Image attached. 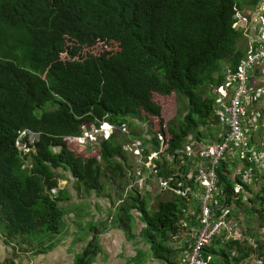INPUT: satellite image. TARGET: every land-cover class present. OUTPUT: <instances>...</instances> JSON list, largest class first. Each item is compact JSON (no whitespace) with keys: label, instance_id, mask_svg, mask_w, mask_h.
Masks as SVG:
<instances>
[{"label":"trees","instance_id":"trees-1","mask_svg":"<svg viewBox=\"0 0 264 264\" xmlns=\"http://www.w3.org/2000/svg\"><path fill=\"white\" fill-rule=\"evenodd\" d=\"M259 2L0 0L3 241L15 242L22 253L37 255L54 249L64 229L60 201L65 197L53 195L62 176L59 169L69 171L85 191L99 194L105 190L104 168L114 178L125 176L127 151L120 133L80 149L66 139L81 137L83 126L108 122L135 128L147 122L152 127L141 139L147 142L148 154L152 148L164 158L157 161L159 174L169 177L179 165L187 172V164L176 153L186 138L202 140L203 131L211 125L225 130L214 111L227 102L219 100L216 90L224 86L227 70L236 73L248 52L238 47L244 34L234 28L235 16L238 9L255 8ZM174 94L186 98L177 125L167 122L164 114V104ZM24 132L39 135L30 144L36 149L27 153L16 145ZM27 140L28 136L23 142ZM245 162L246 167L255 165L250 159ZM229 163L223 160L218 169L228 203L239 178L227 171ZM128 196L121 202L118 219L131 223V211L137 209L145 225L141 236L152 254L170 260L175 250L168 244L171 237L167 233L175 234L179 220L186 217L187 197L160 200L151 211L139 192ZM255 197L234 201L248 217L260 214L264 224V197L252 200ZM192 207L197 210L195 203ZM250 235L260 238L261 233ZM220 242L214 241L206 250L211 254L210 264H236L239 259L231 260ZM234 246L240 248L232 241L225 248L233 250ZM99 248L94 237L74 264H88ZM259 253L264 258V243ZM15 258L0 264H22ZM141 262L140 256L134 259V264Z\"/></svg>","mask_w":264,"mask_h":264},{"label":"built area","instance_id":"built-area-1","mask_svg":"<svg viewBox=\"0 0 264 264\" xmlns=\"http://www.w3.org/2000/svg\"><path fill=\"white\" fill-rule=\"evenodd\" d=\"M235 17L234 28L246 34L249 47L237 72L227 70L224 86L219 89L220 92L216 90L219 100L227 102L214 111L221 126L225 127L219 135V139H222L207 143L188 136L185 146L176 151L181 154L182 162L187 164V172L181 170L179 165V170L169 177L159 174L157 161L162 162L164 158L154 150L148 154L141 139H130L123 145L127 152L136 156L134 172L137 179L127 186L126 196L134 189L151 191L152 184L146 181L154 177L161 192L187 197L197 205V210H189V214L194 215L195 226L185 220L170 236L168 244L173 250H182L178 264H210L211 254L206 250L216 240L221 241L219 247L226 249L231 260L239 259L236 264H264V258L259 253L264 243L261 240L264 232L260 238L250 235L256 231L248 227V217L236 203L240 197L244 201H249L256 194L259 198L264 197V0H260L255 8L238 9ZM252 25L257 28L255 35L250 32ZM127 128L103 123L99 130L91 126L89 131L83 126L81 137L66 140L77 143L82 149L88 142L97 141L93 131L99 133L100 141L108 139L115 132L129 134ZM22 139L19 138L17 143H21ZM165 156L172 160V156ZM248 159L255 165L246 167L245 161ZM223 160L230 161L232 165L234 160L242 161L239 178L234 183L235 194L229 203L225 200L227 194L219 185L218 169ZM231 241L238 243L240 248H225Z\"/></svg>","mask_w":264,"mask_h":264},{"label":"crops","instance_id":"crops-1","mask_svg":"<svg viewBox=\"0 0 264 264\" xmlns=\"http://www.w3.org/2000/svg\"><path fill=\"white\" fill-rule=\"evenodd\" d=\"M256 31H257V28H255L252 25V29L250 31L251 34L255 35ZM245 38H246V36H244L243 39H245ZM246 39L248 42L249 38H246ZM247 50H248V46L246 47V51ZM259 129H261V127H259ZM218 130H219L218 134H217L218 137L216 138V136H212V131H214V130H213L212 125H211L208 129L205 130L206 135L204 134V131H203V134L205 135V137L202 140L204 142L208 143V142H212L213 140L219 139V135L223 131H221L220 129H218ZM147 146L149 148L151 147L150 144H148ZM151 151H152V148L149 150V152H151ZM127 155L132 159L131 163L134 160L136 161V156L133 153L126 152V156ZM127 165L128 166L126 167V170H127V176L129 177V182L127 183V185L125 183L124 188H122L120 186L121 180L124 177H126V174L124 177H115L114 178V180L116 182V189H118V190L112 192V195H113V197H118V201H116V203H118V202L121 203V200L127 194L126 193L127 186L130 183H133L137 179V174H136V172H134L135 163L132 165L130 164L131 165L130 167H129V164H127ZM233 167H234V165H232V164L228 165L227 171H230L232 173V175H238V171L241 169L242 165L240 164L237 167V170L235 169V171L233 170ZM61 174H62V176L60 178L61 180L59 179V186H58V188H56L57 189L56 194L61 198L65 197L64 200L60 201V205H61V208L63 210L64 229L61 232V234L57 237V239L59 240V244H61L60 247H62L63 252L62 253L57 252V249H58V243H57V245L54 247V249L49 252L50 254H47L45 256V258H44L45 264H54L55 262H57L58 264H74L72 255H71V253H69L67 251V249L71 245V243L74 242V238L69 236L70 232L72 231V230L70 231V229H71L70 226L75 227L73 222H74V219L75 220L77 219V217L73 211H72V214H70V212H71V206L70 205L73 204V206H75L73 208H76L77 204H79V202H82L83 200L90 201V203H92L94 205V210L91 211L93 219H95L96 222H98L99 220H103L105 222L103 225V229H100V231H99V226H95L96 229L93 232L92 239L94 237H96L97 242L99 243V241H100L102 250L98 255H96L94 262H92L90 264H134V259L137 256L141 257L142 262L140 264H177L176 262H173V260H171V259L170 260H164V259H157L154 257V255L151 252L150 246H148L146 244V242L144 241V239L141 236V232H142L145 225L142 222V220L140 218V212L137 209H132V211H131L132 212V218L134 220H136V222H137V229H138V233H136L137 236H134L132 234L126 235V233L121 229L120 226H118V225L115 226L114 224H112L114 221V218H113L114 216H113V214H110V212H109L106 199L102 196L101 197L99 196L102 193L99 194L96 191H85V189L81 185L77 184V181L75 180V178L67 170H64V172ZM146 182H147V184H149V183L152 184L151 185L152 190L151 191L146 190V191L151 193V196L149 195L148 197L150 199V202L151 201L153 202V201H155L156 197L162 193L161 189L159 188L154 177H153V179H147ZM121 188L123 189L122 192H124V190H125V194L123 195L122 198H120L121 195L119 192L121 190ZM134 191H137L140 194H143V192H140L143 190L134 189L132 192H134ZM255 192H256V188L254 189V194H255ZM67 194H68V196H67ZM256 197L253 198L252 200L255 201ZM99 201L103 205V209L101 211H99ZM116 203H114L112 201L113 206ZM261 206L264 207V205H262V204H261ZM64 207H67L68 211L65 212ZM192 208L195 209L194 207H192ZM187 209L188 210H187L186 220H188L191 225H194L195 224L194 215L191 216L189 214V210H190L189 207ZM69 215H71V219H67V217ZM245 215L248 217L246 212H245ZM253 218L255 220L256 217L253 216ZM133 219H132V221H133ZM255 222H256V220H255ZM76 247L78 250L81 249V246L79 244H77ZM99 250H100V248H99ZM48 255H50V258H51L50 260L47 259ZM9 256H10V254H8V257ZM32 256H35V254L22 253L21 256H19L15 259V261L16 262H22L23 264H26L29 262H30V264H35V262H33L32 258H31Z\"/></svg>","mask_w":264,"mask_h":264},{"label":"rangeland","instance_id":"rangeland-1","mask_svg":"<svg viewBox=\"0 0 264 264\" xmlns=\"http://www.w3.org/2000/svg\"><path fill=\"white\" fill-rule=\"evenodd\" d=\"M243 34H244V36L246 35L245 33H243ZM246 38L239 40V44H238V47H240L241 49H244V50H246L247 46L249 47V40L247 42ZM219 92H220V90H219ZM164 105H165V112H164L165 120L167 122L171 121L174 125H177L179 123V121L181 120V117H182L181 113L186 109V98L181 94H174L170 98L169 103H166ZM263 114H264V110H263ZM151 127L152 126L147 122H140V123H138V126L135 128L132 126H129V128H127L129 134H123L121 132L119 134V136H120V139L123 140V144L126 145L130 139L138 140L141 138H145V136L148 134V130H150ZM87 128H89V131H90V127L87 126ZM212 128L214 130V131H212V136H216V138H217L218 137L217 134L219 131L218 129H220V128L218 126H213V125H212ZM132 133L135 134V137L132 136ZM204 134L206 135L205 130H204ZM38 139H39V135H36V134L29 135V140H27V143L33 144L36 141H38ZM141 140L144 143L146 142L143 139H141ZM91 143H93V142H88V144H91ZM146 144H147V142H146ZM19 147L22 148V147H24V145L22 146L21 143H19ZM156 155L159 157L158 154H156ZM131 161H132V159L127 155V164H129V167L134 163V161L132 163H131ZM241 162H242L241 160H234L233 161V164H234L233 170L234 171H235V169L237 170L238 166L236 167V165L241 164ZM230 165H231V163H230ZM59 172L63 173L64 169H59ZM102 180L105 183V190L99 196L100 197L102 196L106 199L109 212H110V214H113V216H114L113 217L114 221L112 224H114L115 226L116 225L120 226L121 229L126 233V235L132 234L134 236H137L136 233H138V229H137L136 220L133 219V221L131 223H127L125 221H122L121 219H118V212H119L118 209H119L121 204L119 202L116 203V201H118V197H113V195H112V192H114L118 189H116V182L114 180V177H112L110 172H108L107 169H105V168L103 169V172H102ZM128 182H129V177L127 176V170H126V177H124L121 180L120 186L122 188H124V184L126 183V185H127ZM122 188L119 191L120 195H121L120 198H122L123 195L125 194V190H124V192H122V190H123ZM55 191L57 192V189H55ZM143 191L144 192L141 195L149 203V207H150L151 211L155 210L158 207L160 200L168 199V198L175 196V194L172 192H162L159 196L156 197L155 201L150 202V199L148 196L149 195L151 196V193L147 192L146 190H143ZM131 193H132V191L129 192V194H131ZM112 201L114 203H116L114 205L115 207L113 206ZM192 203H193L192 199H188L187 205L190 209L192 208ZM259 204H260V201L257 200L256 205H259ZM70 206H71L70 214H72V211H73L74 214H76L77 219L76 220L74 219V222H73L75 227L70 226L71 227L70 231L71 230L72 231L70 232L69 236L74 238V242L71 243V245L68 247L67 251L69 253H71L72 258H73V263H75V260L83 254L84 250L88 246V243L92 239L93 232L96 229L95 226H99V231H100V229H103V225L105 222L103 220H99L98 222H96L95 219H93L91 211L94 210V205L92 203H90V201L83 200L82 202H79V204H77L76 208H73V207H75V206H73V204H71ZM102 209H103V205L99 201V211H101ZM64 211L65 212L68 211V208L64 207ZM186 216H187V214H186ZM260 216H261L260 214H256V218H255L256 222H255L253 217L249 216L247 223L249 225L248 227L251 230L258 231L259 233L262 234L264 232V224H263V222H261ZM67 219H71V215H69L67 217ZM185 220H186V217L184 216L182 219L179 220L178 224L184 222ZM259 223H261V224H259ZM192 226H195V224ZM167 234H169V237H170L172 233H170V231H169ZM263 235H264V233H263ZM261 240L264 242V238H261ZM0 242H1L0 243V263L7 261L8 259L12 258V256H14V255L16 258L21 256L23 251H18L19 250L17 248L18 245L15 242L12 243V245H11V244H8L5 241H3L2 237H1V233H0ZM57 243H58L57 252L62 253L63 250H62V247H60L61 244H59V240L57 241ZM77 244H79L81 246L80 250L77 249V247H76ZM146 244L148 246H150L147 242H146ZM99 245H100V250L98 252L100 253L102 250L100 241H99ZM181 253H182V250L175 251V253L171 257V260H173V262H176L178 264L179 260L181 259ZM8 254H10L9 257H8ZM47 254H50V253L49 252H41L35 256H32L31 258H32L33 262H35V264H45L44 258ZM95 258H96V256L95 257L91 256L89 258L88 264L94 262ZM47 259L48 260L51 259L50 255H48ZM26 264H30V263H26ZM54 264H58V263L55 262Z\"/></svg>","mask_w":264,"mask_h":264},{"label":"clouds","instance_id":"clouds-1","mask_svg":"<svg viewBox=\"0 0 264 264\" xmlns=\"http://www.w3.org/2000/svg\"><path fill=\"white\" fill-rule=\"evenodd\" d=\"M103 123H105V124H110V123H108V122H103ZM103 123H101V125L103 124ZM100 125V126H101ZM111 125H113V124H111ZM93 126V125H92ZM99 126V127H100ZM95 127V126H94ZM99 127H96L97 129L99 128ZM91 128V127H90ZM99 130V129H98ZM32 134H34V133H31V132H24V133H22L21 134V136H19V138H23L24 139V137H26V136H28L29 137V135H32ZM36 135H38V134H36ZM93 135H95L96 137H97V141H99V133L98 132H94L93 131ZM19 138L17 139V141L19 140ZM23 139H22V141H21V145L23 146L24 145V147H19V143H16V145H17V147H18V149L19 150H22L24 153H27V152H30V150H35L36 148H32L31 146H30V143H26L25 141L23 142ZM102 140V139H101ZM100 140V141H101ZM93 142H96V141H93ZM73 143V142H72ZM34 144V143H33ZM27 164V163H26ZM56 189V188H55ZM56 191H55V193H53V195H56ZM129 195V194H128ZM126 197H128V196H126ZM125 197H123V199H124ZM121 204V203H120Z\"/></svg>","mask_w":264,"mask_h":264}]
</instances>
